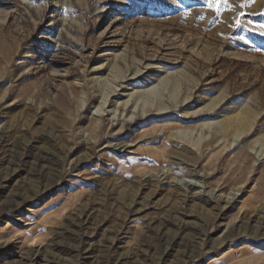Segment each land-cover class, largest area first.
<instances>
[{
  "label": "rangeland",
  "instance_id": "1",
  "mask_svg": "<svg viewBox=\"0 0 264 264\" xmlns=\"http://www.w3.org/2000/svg\"><path fill=\"white\" fill-rule=\"evenodd\" d=\"M211 2L0 0V264H264V0Z\"/></svg>",
  "mask_w": 264,
  "mask_h": 264
},
{
  "label": "bare ground",
  "instance_id": "2",
  "mask_svg": "<svg viewBox=\"0 0 264 264\" xmlns=\"http://www.w3.org/2000/svg\"><path fill=\"white\" fill-rule=\"evenodd\" d=\"M152 89V88H151ZM154 91V90H153ZM156 91V90H155ZM150 96H151V94H149ZM158 95V94H157ZM147 96H148V93H147ZM154 96V95H153ZM143 97V96H142ZM141 98V97H140ZM145 98V97H144ZM135 100V99H134ZM142 101V100H141ZM127 103V102H126ZM137 103V102H136ZM125 105V104H124ZM240 115L242 116V117H240V119H238V118H236V119H238L237 121H236V123H237V125L236 126H234V132H235V134H234V138H236V139H238L240 136H241V134L243 133L242 131L245 129V125H244V121L242 120L243 119V115L240 113ZM247 118V117H246ZM245 119V118H244ZM242 121H243V123H242ZM246 123V122H245ZM234 125V124H233Z\"/></svg>",
  "mask_w": 264,
  "mask_h": 264
},
{
  "label": "snow or ice",
  "instance_id": "3",
  "mask_svg": "<svg viewBox=\"0 0 264 264\" xmlns=\"http://www.w3.org/2000/svg\"><path fill=\"white\" fill-rule=\"evenodd\" d=\"M224 6V7H228V0H216V4H215V8H216V11L219 12V8L220 6ZM209 7H213V4L211 2V0H209ZM262 28H264V25H261ZM262 35H264V33H261Z\"/></svg>",
  "mask_w": 264,
  "mask_h": 264
}]
</instances>
